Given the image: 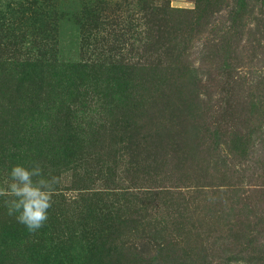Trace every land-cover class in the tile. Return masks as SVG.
I'll return each mask as SVG.
<instances>
[{"label":"rangeland","instance_id":"374dc122","mask_svg":"<svg viewBox=\"0 0 264 264\" xmlns=\"http://www.w3.org/2000/svg\"><path fill=\"white\" fill-rule=\"evenodd\" d=\"M0 26V183L61 178L36 233L0 199V264H264V0H0Z\"/></svg>","mask_w":264,"mask_h":264},{"label":"clouds","instance_id":"9594fccd","mask_svg":"<svg viewBox=\"0 0 264 264\" xmlns=\"http://www.w3.org/2000/svg\"><path fill=\"white\" fill-rule=\"evenodd\" d=\"M61 178L46 173L38 161L29 166L15 164L0 183V199L9 216H14L30 233H36L49 219V209Z\"/></svg>","mask_w":264,"mask_h":264},{"label":"trees","instance_id":"16d2710c","mask_svg":"<svg viewBox=\"0 0 264 264\" xmlns=\"http://www.w3.org/2000/svg\"><path fill=\"white\" fill-rule=\"evenodd\" d=\"M2 28L3 27L0 26V32H3L1 30ZM8 65L9 64H6L5 66H8ZM9 68H14V67H12L10 65ZM11 76H13V75H11ZM7 84H9V81L7 83L0 81V122L1 123H3V116L5 115L6 111H8L9 109H11L13 111V113H12L13 115H12L11 119H15L16 120L17 119V117H16L17 116V112L19 110V109H17V105H16L17 102L19 103V106H21L20 105V101H19V99L21 97V94H20V88H21L20 83H18L17 86L14 87L13 89H11L9 87L10 84L9 85H7ZM25 127H26V125H25Z\"/></svg>","mask_w":264,"mask_h":264}]
</instances>
